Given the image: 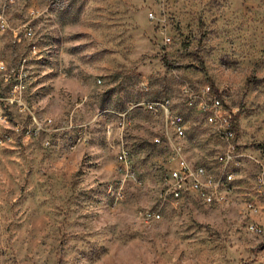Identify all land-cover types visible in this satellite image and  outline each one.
<instances>
[{
  "label": "rangeland",
  "instance_id": "374dc122",
  "mask_svg": "<svg viewBox=\"0 0 264 264\" xmlns=\"http://www.w3.org/2000/svg\"><path fill=\"white\" fill-rule=\"evenodd\" d=\"M31 7L35 35L17 36ZM7 17L9 82L26 74L28 105L54 124L32 139L13 111L0 130V264H264V236L248 233L241 212L264 161V0H23ZM204 84L239 108L246 168L227 206L192 194L177 206L166 196L169 148L154 141L162 120L139 104L179 110L187 159L214 173L225 145L180 95ZM134 106L127 175L124 140L105 125Z\"/></svg>",
  "mask_w": 264,
  "mask_h": 264
},
{
  "label": "built area",
  "instance_id": "2783aa9c",
  "mask_svg": "<svg viewBox=\"0 0 264 264\" xmlns=\"http://www.w3.org/2000/svg\"><path fill=\"white\" fill-rule=\"evenodd\" d=\"M23 0H2L0 4V34L9 32V18L7 9L13 7ZM41 13L37 7L28 10V18L17 30V36L23 34L26 38L35 35L33 22L40 17ZM151 14V18H153ZM34 54L37 50L34 49ZM27 75L20 72L10 83L8 66L4 60H0V130L7 128L10 124L9 115L16 111L18 114L28 117L30 126L28 136L37 139L42 133L47 131V127L52 130L54 121L52 118H40L28 105L25 99ZM145 87H148L144 84ZM181 96L187 108L204 116L208 124H216L218 127V137L225 145L221 160H216L219 176H212L210 172H202L201 165H193L186 156V151L181 150V142H186L187 131H184V117L178 112H171V127H165L161 142L169 148V161L173 165L168 173L167 192L174 205H180L191 195L198 197L203 203L209 206L227 201V197L233 192L231 179L235 170H245V156L239 150L237 135L239 131V108L228 104L221 95L210 85L204 84L200 87L183 86ZM152 105L155 111V100L145 101ZM168 107V102L163 101ZM140 105V104H139ZM138 106V105H137ZM136 106L124 111V118L115 119L121 121V128H126V134L130 133L136 126V121L132 111ZM113 123L105 125V136L112 134ZM126 136H124L123 157L124 167H119L123 173L132 175L131 154L126 146ZM1 141V139H0ZM50 145V142H47ZM256 160V159H254ZM256 174L251 181L249 197L242 206V214L249 215V221L253 224V232L264 236V161L256 160ZM215 167V168H216Z\"/></svg>",
  "mask_w": 264,
  "mask_h": 264
},
{
  "label": "bare ground",
  "instance_id": "6f19581e",
  "mask_svg": "<svg viewBox=\"0 0 264 264\" xmlns=\"http://www.w3.org/2000/svg\"><path fill=\"white\" fill-rule=\"evenodd\" d=\"M180 95L181 96L183 95V89L181 90ZM139 107L149 112L154 117L161 118L162 123H163L161 130L163 131V133L165 131V127H171V112H178L173 108V106L169 102H168V107H166L163 101H155V111L152 105H149L148 103H141ZM112 113L116 115V119L124 118V112H112ZM210 125L216 129V132L218 134L217 125L216 124H210ZM184 131H187L185 119H184ZM124 136H127L126 128H121V121H115L114 126L112 128V134H107V137L109 139H112L113 142L114 141L122 142L124 140ZM161 140H162L161 137H156L154 139L155 142H161ZM181 150L185 151L184 142H181ZM122 151H123V147L119 150L117 158L120 163L124 164V157H123ZM218 159L221 160V157ZM201 169H202V172H208L204 167H201ZM240 171L241 170H235L233 172V178L231 179V187H232V183L235 182L236 178L238 177ZM210 175L219 176V170H217L214 173L210 172ZM230 202H231V199H230V196H228L227 201H222L220 203L213 204L212 206H227ZM204 204L209 206V203H204ZM250 230L253 232V225L250 226Z\"/></svg>",
  "mask_w": 264,
  "mask_h": 264
},
{
  "label": "trees",
  "instance_id": "16d2710c",
  "mask_svg": "<svg viewBox=\"0 0 264 264\" xmlns=\"http://www.w3.org/2000/svg\"><path fill=\"white\" fill-rule=\"evenodd\" d=\"M164 63H165V65L167 66V67H173V64L172 63H170L168 60H165L164 61Z\"/></svg>",
  "mask_w": 264,
  "mask_h": 264
}]
</instances>
